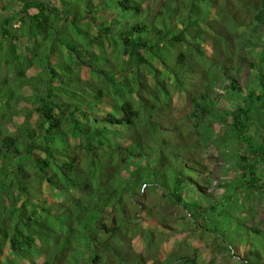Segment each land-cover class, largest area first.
<instances>
[{"label":"trees","instance_id":"1","mask_svg":"<svg viewBox=\"0 0 264 264\" xmlns=\"http://www.w3.org/2000/svg\"><path fill=\"white\" fill-rule=\"evenodd\" d=\"M18 1L0 14V264H218L182 238L168 250L147 187L226 264H264V228L209 190L203 155L264 193V0Z\"/></svg>","mask_w":264,"mask_h":264},{"label":"rangeland","instance_id":"2","mask_svg":"<svg viewBox=\"0 0 264 264\" xmlns=\"http://www.w3.org/2000/svg\"><path fill=\"white\" fill-rule=\"evenodd\" d=\"M19 7V1L18 0H0V14H6V13H12L13 11H16L17 8ZM30 13L35 12L34 9H30L29 10ZM29 38H27L26 36H19L14 42L15 44L13 45L14 47H16V50L14 52V54H17L19 52H25V54H29L28 52V42H29ZM12 46V47H13ZM262 47V46H261ZM261 47H257L255 50L256 51H260ZM13 49V48H12ZM110 49L107 47V52H109ZM262 54L264 55V50L262 51ZM0 58L3 60V56L2 53L0 54ZM252 55V54H251ZM253 55L254 56H260L258 53H256L255 51H253ZM113 59V57H111ZM55 61V60H54ZM2 67H0V79L3 76H7L8 74H6L5 69H4V65L3 63L1 64ZM37 68L32 66V68L28 69L26 72L28 73V75H34L36 74ZM251 71L249 70V67H247L246 65H243V70H242V74L241 77L242 79H246V77L248 76V74ZM9 77H11L12 75L9 74ZM22 91L24 93H31V88L29 85H24ZM220 92V91H219ZM182 97L181 96H177L176 98V105H178V108H182ZM32 107V104H28L27 103V107L26 108H30ZM250 132H253V128H250ZM262 136V137H261ZM254 138L258 141V142H264V129L262 130V135L261 134H257L254 136ZM212 149V148H211ZM204 149L205 151L203 152V155L206 158V163L212 164V184L209 187V190H212V192H214V194H216L217 198L221 197V196H229L230 201L227 202V205L230 208H234L233 212L235 213V215H240L242 217H244L246 220H249L251 222H253L255 225H257L258 227L264 228V193H259V190H253L250 191L247 190L246 188L240 187V176H239V171L237 170L236 167V163L234 162H227L226 158H223V156L219 155V152L217 150L214 149ZM231 149H233V147H231ZM228 158V157H227ZM229 159V158H228ZM160 172V171H159ZM157 172V173H159ZM187 175L189 174V170L185 171ZM144 175L148 174V176H151L148 179V184L153 182L157 184V186H155L156 188L154 189V191H156L157 193H159L162 189L161 186L159 185V181H160V174L154 175L153 171H151L150 169H145L143 172ZM182 176H185L184 172L180 173ZM156 176V177H154ZM214 176H217L218 179L216 180ZM159 177V178H158ZM220 179H224L226 182H228L231 187L229 189H221L219 190L218 188L215 187V183ZM196 181V180H195ZM223 182V181H222ZM173 184V182H171V185ZM143 187L145 185H142ZM47 188V186H45ZM235 188V189H234ZM161 189V190H160ZM146 192H148V194L144 197L141 198V202H146V203H152L156 205V208H163V211L170 216V219L167 221L166 224H170L171 226H173L174 229L171 230L172 235L170 236V239L168 241V250H170V248L172 247V241L176 238V239H184L186 240L190 245L195 246L197 249V254L202 257L204 259V261H215L218 264H226L227 262V255L225 252H215V253H211L208 249H207V244L205 241L210 240L209 237L206 235L205 233H201L202 228L198 227L197 225H189L186 223V221L183 218H179L177 214H179L178 210H182V207L180 205L175 204H168V199L165 198V200L162 199H158L157 195L154 194H149L150 189L149 187H147ZM235 193H238L239 197H236ZM46 197L49 195V193H46ZM163 197V196H162ZM232 197H235V200L232 199ZM164 198V197H163ZM233 200L235 202H233ZM166 210H165V209ZM229 208V209H230ZM142 215H144V220H151V217L146 218L145 213H143ZM213 222H207L204 223L206 224V226L204 228H207L208 230L211 231V226H213L214 224ZM228 227H230L228 224L224 225V228L227 229ZM28 264V263H25ZM207 264V262H206ZM231 264H233V262H231Z\"/></svg>","mask_w":264,"mask_h":264}]
</instances>
